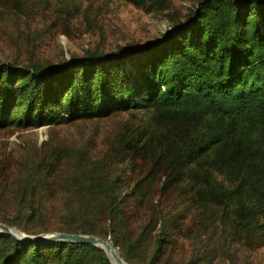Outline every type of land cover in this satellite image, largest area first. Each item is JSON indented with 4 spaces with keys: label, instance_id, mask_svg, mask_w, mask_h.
I'll list each match as a JSON object with an SVG mask.
<instances>
[{
    "label": "trees",
    "instance_id": "trees-1",
    "mask_svg": "<svg viewBox=\"0 0 264 264\" xmlns=\"http://www.w3.org/2000/svg\"><path fill=\"white\" fill-rule=\"evenodd\" d=\"M127 1L142 5L147 0ZM126 59L137 70L139 79L135 86L126 75L130 73ZM118 93L119 100L115 98ZM132 93L133 106L152 107L155 118L163 125L153 155L143 156L140 151L153 138L146 130L142 131L140 147L135 139L115 153L119 158L127 155L130 173L147 167L134 183L135 191L141 193L138 203L152 200L151 193L163 177L157 190L176 189L172 178L179 175L201 183L200 191L207 196L211 191L224 189L215 184L216 175L221 176L232 185L230 191L236 203L237 216L230 231L234 238L253 245L264 235V229L257 230V223L264 216V0H199L185 21L172 26L143 51L125 50L108 58L86 56L72 64L48 68L0 65V126L5 121L19 126L42 125L57 121L61 114L72 110L81 115H97L107 106L110 113L124 109L129 102H118ZM159 160L164 161L163 165ZM103 169H108L111 176L119 171L116 165L91 169L88 179L74 185L82 198L112 191L114 180H107L106 174L100 173ZM30 183L27 181L14 196L19 208L26 204L32 207L31 199L26 197ZM121 202L110 197L105 211L91 219L84 202L83 211H78V222L66 221L49 230L91 234L104 240L110 236L113 246L124 249L115 224L120 210L115 209ZM64 213L74 215L71 210ZM219 227L221 234L224 222L220 221ZM141 230L126 231L132 247ZM39 232L47 229L34 234ZM162 245L159 241L154 252H161ZM48 261L112 264L92 245L19 242L0 233V264ZM176 264H194V259Z\"/></svg>",
    "mask_w": 264,
    "mask_h": 264
},
{
    "label": "rangeland",
    "instance_id": "rangeland-1",
    "mask_svg": "<svg viewBox=\"0 0 264 264\" xmlns=\"http://www.w3.org/2000/svg\"><path fill=\"white\" fill-rule=\"evenodd\" d=\"M198 1L147 0L136 5L127 0H0V65L48 68L86 56L108 58L125 50L143 51L172 26L185 21ZM126 60L130 70L126 75L135 86L137 70ZM120 96L118 93L115 98ZM122 97L124 101L118 104L128 105L110 113L107 106L97 115L72 110L42 125L19 126L5 121L0 126V220L9 221L13 224L10 227L25 235L45 229L47 232L37 234L53 233L50 228L66 221L78 222L84 202L91 219L105 211L111 197L122 201L115 209H120L115 224L124 249L113 246L110 236L107 239L122 259V255L127 258V264H176L191 258L194 264H264V235L248 246L230 231L237 216L236 203L232 185L221 176L216 175L215 184L224 189L207 196L200 191L201 183L179 175L172 178L176 189L157 190L163 177L151 193L152 200L138 203L141 193L135 191L134 183L147 167L130 173L127 155L119 158L115 153L135 139L140 147L142 131L146 130L153 138L140 151L143 156L153 155L163 125L152 107L133 106V93ZM159 161L163 165L164 161ZM138 162L142 160L138 158ZM101 165H116L119 170L113 176L108 169L100 171L107 180H114L112 191L82 198L74 185L88 179L91 169ZM27 181L31 183L27 184L26 197L32 207L26 204L19 208L14 196ZM135 201L136 205L131 203ZM70 210L72 217L64 213ZM220 221L224 222L221 234ZM257 224L258 231L264 229V216ZM127 230H141L133 247ZM181 236L190 239L191 248L190 241ZM159 241L163 245L157 253L154 250Z\"/></svg>",
    "mask_w": 264,
    "mask_h": 264
},
{
    "label": "water",
    "instance_id": "water-1",
    "mask_svg": "<svg viewBox=\"0 0 264 264\" xmlns=\"http://www.w3.org/2000/svg\"><path fill=\"white\" fill-rule=\"evenodd\" d=\"M0 232H3L19 242H51L65 241L78 244H87L100 248L112 264H127L112 247L108 240L91 234H71L64 232H53L36 235H25L16 228L0 223ZM111 254V256L109 255Z\"/></svg>",
    "mask_w": 264,
    "mask_h": 264
},
{
    "label": "bare ground",
    "instance_id": "bare-ground-1",
    "mask_svg": "<svg viewBox=\"0 0 264 264\" xmlns=\"http://www.w3.org/2000/svg\"><path fill=\"white\" fill-rule=\"evenodd\" d=\"M109 255L111 256V254L109 253Z\"/></svg>",
    "mask_w": 264,
    "mask_h": 264
}]
</instances>
